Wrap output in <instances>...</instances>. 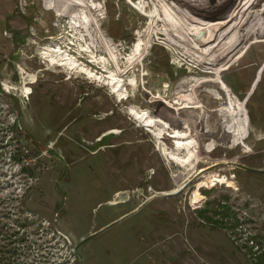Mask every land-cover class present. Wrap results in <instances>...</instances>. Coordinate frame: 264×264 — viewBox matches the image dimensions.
Listing matches in <instances>:
<instances>
[{"label": "rangeland", "instance_id": "374dc122", "mask_svg": "<svg viewBox=\"0 0 264 264\" xmlns=\"http://www.w3.org/2000/svg\"><path fill=\"white\" fill-rule=\"evenodd\" d=\"M171 1L184 6L181 0ZM194 1L206 11L218 7L216 1L226 0ZM85 2L99 6L93 10V28L100 26V33L94 30L95 39L86 35L81 42V34L74 33L69 23L70 0H0V251L11 244L10 239H20L11 264H253L260 260L264 115L254 104L264 103L260 86V81L264 85V44L253 43L249 53L229 66L226 61L252 37L248 29L241 47L223 59L235 46L237 18L235 30L223 35L220 44L214 40L201 44L192 37L195 34L182 35L166 12H153L152 0ZM262 4L264 0H249L245 20L255 16ZM222 6L230 9L233 4ZM259 17L254 37L264 34V13ZM102 37L116 46L123 66L137 40H142L134 72L139 83L135 88L125 85L128 98L121 100L105 84L108 72H98L103 75L99 81L45 56L46 49L60 45L80 56L86 67L101 71L79 49L97 40L101 45L97 60L104 70L105 62L108 66L112 62L102 58L104 54L110 58ZM252 56H258L263 68L262 80L252 69H239ZM185 65L196 70L187 71ZM132 74L131 70L123 74L124 83ZM176 89L186 94L172 111L168 100ZM227 90L236 100L246 97L245 109L238 107L247 111L244 144L251 151L245 152L243 143L234 140L237 116ZM131 107L153 117V131L130 114ZM194 108L201 112L202 143L207 142L205 132L220 137L219 127L230 135L221 142L218 138L212 152L202 145L200 161L190 169L170 159L171 148L165 149L167 144L160 143L154 132L163 123L183 128L175 113L184 118ZM17 118L19 127L14 125ZM193 118L181 122L197 125ZM70 119L74 120L69 124ZM105 131L113 135L106 142L119 143L118 150L105 145L95 150L96 136ZM175 152L185 154V150ZM216 162L220 164L211 166ZM212 173L224 177V182H213L208 177ZM197 187L202 200L193 204ZM170 188L179 190L157 193Z\"/></svg>", "mask_w": 264, "mask_h": 264}, {"label": "bare ground", "instance_id": "6f19581e", "mask_svg": "<svg viewBox=\"0 0 264 264\" xmlns=\"http://www.w3.org/2000/svg\"><path fill=\"white\" fill-rule=\"evenodd\" d=\"M184 4L183 7H181L180 4H178V1H171V0H152V3L155 5V10L153 12H156L157 14L160 13L163 10L166 12L167 18H169L171 21H173V25L177 28V30L181 31L182 35L185 36H191L197 39V41L202 43H206L209 40H214L217 44H220L223 39V35H226L228 33H232L233 30H235L234 23L233 21L237 18L238 11L241 12L242 10L244 11L242 16H245L247 12V3H243L240 0L239 5L237 6V0H226V1H216L219 2V6L216 8L208 9L205 11H200L198 9V5L194 2L193 0H181ZM210 1V0H209ZM214 1V0H213ZM204 2V1H201ZM223 2H231L233 6H230V9L225 6H222ZM247 2V1H246ZM211 3V1H210ZM209 3V4H210ZM94 2L91 4H88L85 2V0H70V5L73 8L72 11L70 12V26L72 28V31L74 30V33L81 34L82 38L79 37L80 41H84L86 38L85 36L88 35L90 36L91 40L95 39L94 33L96 30L98 33H100V30L98 29L99 27L94 26L93 28V23H96V19L93 15V10H99V6H94ZM230 5V4H229ZM166 6V7H165ZM209 6V5H208ZM227 6V5H226ZM241 6V7H240ZM225 7V8H224ZM229 7V6H228ZM239 7V8H238ZM140 8H143L141 5ZM162 8V9H161ZM201 8V7H200ZM222 8V9H221ZM238 9V10H237ZM157 16V15H156ZM241 16H238V19H240ZM82 31H86L87 34H82ZM96 34V33H95ZM195 36V37H194ZM234 37V36H233ZM89 38V39H90ZM100 38V37H99ZM237 38V37H236ZM97 39V38H96ZM81 41V42H82ZM203 41V42H202ZM89 42V41H88ZM96 41L93 40V43H85L86 47L83 45L79 49V52L82 51L88 52L87 54L90 53L89 56V61L92 62V65L96 66L98 69L101 71H96V68H89L88 66H85V63H83L75 53H69L68 50L66 49H61V47L55 46L54 48L51 49H46L45 50V56L49 57L50 62H58L61 65H65L71 69L77 68L79 72L85 71L86 74H88L91 77H95V79H100L101 81V76L102 74L98 75L99 73H105L108 72L104 75L106 77V82L110 84L112 91L120 98L121 100L129 96L130 94L128 93L126 89V84H129L133 86L134 88L138 86V80L137 76L134 74L136 67L138 66V59L141 57V49H142V40L139 38L137 40V43L135 44V48L133 51V54L127 57L126 60V65L123 66V63L120 64L119 61L122 57L121 53H117V50L114 49L116 46H113V43L106 42L103 37L101 39V42L104 43V48H106L108 55L110 58H107L106 55L102 57L106 61L109 62V60L112 62V65L110 66L107 65L105 62L104 67L105 69L102 70L100 66V62L97 60L98 56V48L101 47V45L96 43ZM113 48V49H112ZM85 53V54H86ZM119 55V56H118ZM82 56V55H81ZM100 57V55L98 56ZM120 57V58H118ZM90 63V62H89ZM122 66L124 68H122ZM128 70L132 71V76L131 78L124 83V78L123 74L127 72ZM212 81V80H211ZM213 82V81H212ZM216 84V83H215ZM178 88V87H177ZM183 94L185 95L186 92H183L181 89H176L174 93L170 94V98L168 102H170V109L172 111L174 110L171 107H175L177 105V100L178 98H182ZM184 100V98L182 99ZM213 103V102H212ZM213 108H215V105L212 104ZM195 109V108H194ZM130 114H132L136 119H138L142 125H146L148 127L147 129L153 128L155 123V120L153 117L150 115H147V111L141 110L137 111L134 107H131L129 109ZM193 113V119L197 125H190L188 123L183 125V128H179L177 126H172L169 123H163V124H158L157 125V132H154L155 136L160 139L161 141H164L167 145L165 146V149L171 148V150L168 152V155L170 156V159L174 160L176 163L182 166H190V169H193L195 167V163L199 160L200 157V151L202 148V140L200 138V132H199V127L198 123L201 118V112L195 109ZM160 123V122H159ZM186 128L189 129V132H187ZM185 129V130H184ZM150 131H153L150 129ZM160 147V145H159ZM164 149V148H163ZM164 149V150H165ZM173 150V151H172ZM176 150H185V154L179 155L176 153ZM235 159L233 158L231 161H234ZM195 170V169H194ZM208 177H212L211 180L213 182H224V177L219 178L217 173H212L208 175ZM207 177V178H208ZM201 198L200 193L198 192V189H195L193 195H192V202H197Z\"/></svg>", "mask_w": 264, "mask_h": 264}, {"label": "flooded vegetation", "instance_id": "af4514ba", "mask_svg": "<svg viewBox=\"0 0 264 264\" xmlns=\"http://www.w3.org/2000/svg\"><path fill=\"white\" fill-rule=\"evenodd\" d=\"M247 1V2H246ZM241 2H242V4L243 3H247L246 4V7H247V12H248V9H249V0H241ZM241 7V6H240ZM240 12L238 11V14H239ZM264 13V4H262V6L258 9V13H256L255 14V16H253L252 18H249L250 19V24H249V22H248V18H246V20H245V17H246V15H247V13L245 14V16H243V18L242 19H244L243 21H242V19L241 20H239L238 19V16H237V40H235V43H234V45L235 46H233V47H231L230 49H229V52H228V54H227V56H224L223 57V59H226V58H228L229 57V55L231 54V52H233V51H235V49L237 48V49H239V47H241V43H242V40H243V37H245V35H247L248 34V29H250L251 30V32L249 33L252 37L250 38V39H248V43H247V45H242V47L239 49V50H237V52L232 56V57H230L229 59H228V61H226V63L228 62V64H229V66H231V65H233L236 61L238 62L240 59H242L245 55L244 54H246L247 52H248V49H250L251 48V45L253 44V43H259L258 45H263L264 44V34L263 35H259L258 37H254V35H255V32H257L256 31V29H255V25H256V22H257V20L260 18L259 16L260 15H262ZM263 22V21H262ZM246 23H248V25H245ZM245 25V28L244 27H242V26H244ZM251 27V28H250ZM254 28V29H253ZM260 30H261V27H260ZM42 46V45H41ZM53 46H55V45H52L51 47H53ZM45 49L47 48V47H44ZM249 53V52H248ZM251 53H252V51H251ZM257 59H258V56L256 57V56H252V59H250L249 61H247L246 63H244L242 66H240L239 67V69H242V68H247V69H252L253 70V72L254 73H257V76H258V78H259V80H262V74H261V72L263 71L260 67H261V65H260V63L257 61ZM223 61V60H222ZM222 61L220 62L221 64H222ZM225 63V64H226ZM221 64H219V65H221ZM225 64H223V67H225ZM238 64V63H237ZM222 66V65H221ZM220 66V67H221ZM221 71L222 70H225L224 68L222 69V67H221V69H220ZM85 75V74H84ZM217 74L215 75V79H217ZM207 78H209V77H207ZM222 78V77H221ZM223 80V79H222ZM224 81V80H223ZM34 82V81H33ZM32 82V83H33ZM224 83L227 85L228 83H226L225 81H224ZM261 83V84H260ZM260 86H261V88H263L264 87V85H263V83H262V81H260ZM226 85H224V87H226ZM252 85V84H251ZM227 87L230 89V87L227 85ZM253 87H256V84L255 83H253ZM264 89V88H263ZM221 90V89H220ZM31 91H33V89L31 90ZM222 92H223V90H221ZM227 92H228V97H229V94L230 95H232V93L230 92V90L228 91L227 90ZM31 93V92H30ZM248 94V93H247ZM246 94V95H247ZM129 96H126V98H128ZM246 98V97H245ZM245 98H243L241 101H239L238 99H237V106H236V102H235V100H234V95H232V96H230V99H229V104H230V100H231V102H233L234 103V108H235V115L237 116V131H236V137H235V139L234 140H236L237 141V143L239 142V143H243V146H245V152L246 151H251V149H246V148H248L244 143V136H245V131L248 129V127H247V124H245V122H244V118L246 117V112L247 111H243V113L241 112V109L238 107V106H240V107H243V109H245L244 108V103L243 102H245ZM246 103V102H245ZM251 103V102H250ZM192 106H195V105H193V104H191ZM255 105V109H256V111L259 113V114H261V115H264V103H262V102H258V100H257V104L255 103L254 104ZM259 110L261 111V113L259 112ZM175 111H177V110H175ZM179 111H177L175 114H176V120L178 121V122H180L181 123V126H183V122H181L182 120H184V119H186V120H189V119H191L192 118V115H193V113L191 114V115H189V116H187V117H181L180 115H179ZM244 114H245V116H244ZM54 116H56V114H53ZM57 115H59V114H57ZM248 115V114H247ZM244 117V118H243ZM247 118V117H246ZM74 119H70L69 120V124L73 121ZM246 120V119H245ZM205 126H203L202 128H201V132L202 133H204V131H203V129H205L204 128ZM186 129H188V128H186ZM219 129V135H220V137H218V138H220L219 140H220V142L222 141V140H224V139H226L229 135H230V131H227L226 129H224V128H218ZM189 130V129H188ZM78 132V131H77ZM111 132H107V131H105V132H99L98 133V135L96 136V137H98L99 136V139H96L97 141H96V144H95V150L96 149H100L101 148V145H105V146H107V147H109V148H111L112 150H118V148H117V146L119 145V143H116V144H114V143H109V142H106V139H108L109 137H111V136H113V135H109ZM205 133H208L207 134V136H205V138H207V142L204 144V142L202 143L203 144V147H204V149H205V151L206 152H212L213 150H215L216 149V147H217V145H219V142H218V138H217V136H216V134H210V131L209 132H205ZM95 137V138H96ZM202 142V141H201ZM238 143V144H239ZM207 149V150H206ZM202 152V151H201ZM220 162H222V161H220ZM230 162H234V161H230ZM220 163L219 162H216V163H213V164H211V166H217V165H219ZM207 167H210V165H208ZM201 171V169L200 170H198L197 172L199 173ZM194 175H196V173L194 174ZM197 176V175H196ZM145 180V179H144ZM144 180H143V182H144ZM142 182V183H143ZM201 185V184H200ZM199 185V186H200ZM191 186V185H190ZM197 189L199 190V188L197 187ZM179 190V189H178ZM176 188H170V189H168V190H166V191H168V193H165L166 191L164 190V191H161V192H157L158 194H175L177 191H178ZM200 200H202V198H200ZM199 200V201H200ZM199 201H197V202H192V197H191V202L193 203V204H196V203H198Z\"/></svg>", "mask_w": 264, "mask_h": 264}, {"label": "trees", "instance_id": "16d2710c", "mask_svg": "<svg viewBox=\"0 0 264 264\" xmlns=\"http://www.w3.org/2000/svg\"><path fill=\"white\" fill-rule=\"evenodd\" d=\"M234 100H236V96L235 95H234ZM14 125L16 127H19V125H18L16 120L14 122ZM9 140H12V138H10ZM224 214L229 215V212L226 211V212H224ZM236 221L237 220H235V222ZM16 233H14L13 236H15ZM253 238H255V237H253ZM19 240L15 239V240L11 241V239H10V243L12 245H13L12 242H15V247L10 246L11 244H9V245L7 244L6 248H3V247L1 248L2 250L0 251V264H11V263L14 262L15 253L17 252L16 250H18V251L20 250V245H18V244H20L21 242L19 243ZM22 252H23V246H21V253ZM263 255H264V253H261L260 255H258V257H260V260H258L257 262H255L253 264H264V256Z\"/></svg>", "mask_w": 264, "mask_h": 264}, {"label": "water", "instance_id": "95a60500", "mask_svg": "<svg viewBox=\"0 0 264 264\" xmlns=\"http://www.w3.org/2000/svg\"><path fill=\"white\" fill-rule=\"evenodd\" d=\"M88 53V52H87ZM88 55H90V53L88 54ZM184 67H186V69H187V71H195L196 70V68H194V67H189V66H187V65H185ZM17 123H18V125L20 126V124H19V121H18V118H17ZM11 141V140H10ZM72 251L76 254V256L78 257V255H77V253H76V249L75 248H72Z\"/></svg>", "mask_w": 264, "mask_h": 264}, {"label": "built area", "instance_id": "2783aa9c", "mask_svg": "<svg viewBox=\"0 0 264 264\" xmlns=\"http://www.w3.org/2000/svg\"><path fill=\"white\" fill-rule=\"evenodd\" d=\"M30 161V160H29ZM27 163H29L28 165H30V162H27Z\"/></svg>", "mask_w": 264, "mask_h": 264}]
</instances>
